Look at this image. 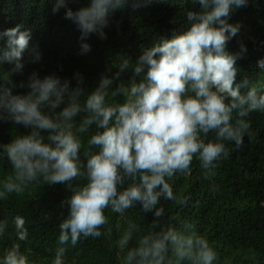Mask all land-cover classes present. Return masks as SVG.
<instances>
[{"label":"clouds","instance_id":"1","mask_svg":"<svg viewBox=\"0 0 264 264\" xmlns=\"http://www.w3.org/2000/svg\"><path fill=\"white\" fill-rule=\"evenodd\" d=\"M129 2L90 0L88 7L76 12L67 9L65 18L78 25L81 39L92 33L105 38L109 15ZM151 2L131 0V5L137 9ZM248 2L195 0L202 11L187 12V30L144 49L127 84L116 81L129 69V59L111 77L102 75L90 93L79 74L72 87L68 79L40 78L33 72L27 83L13 85L27 88L26 94H14L12 87L0 84V121L28 130L0 144V154L11 165V172L0 178V200L23 195L34 185L62 184L71 193L61 202L67 215L58 226L51 264H66L68 246L75 247L82 238L111 239L113 227L106 210L123 217L137 205L141 219L147 214L153 218L146 232L131 219L126 227L115 225L121 264H217L218 252L195 225L166 222L164 208L158 205L161 199L186 205L187 197H179L169 181L190 174L194 160L203 178L212 180L219 162L230 155L227 143L240 150L245 135L253 138L246 118L264 113V90L247 78L237 81V61L247 52L243 43L235 54L226 51L240 28L228 20L234 9ZM66 3L55 0L53 13ZM31 39V30H22V25L0 31V65H14L12 72L23 74V55ZM81 48V54L91 50L88 44ZM40 59L33 48L29 63ZM257 67L264 69V59ZM26 223L22 215L12 217L18 241L27 240ZM8 227L7 219L0 221V238ZM0 264L33 262L20 243H13L0 252Z\"/></svg>","mask_w":264,"mask_h":264},{"label":"trees","instance_id":"2","mask_svg":"<svg viewBox=\"0 0 264 264\" xmlns=\"http://www.w3.org/2000/svg\"><path fill=\"white\" fill-rule=\"evenodd\" d=\"M89 2L67 0L66 7L53 13L55 0H0V31L22 25V30L32 33L29 49L23 55V74L13 73L14 65H0V84L12 87L14 94H26L27 88L13 85L21 81L27 83L33 72L40 78L55 75L61 80L68 79L72 87L77 84L74 76L79 74L83 77L85 92L90 93L98 86L102 75L111 77L119 65L129 59V69L116 81L127 84L144 49L161 38L170 39L174 33L186 31L190 26L187 12L202 11L195 0H153L137 9H133L130 0L125 8L109 15L105 38L92 33L81 39L78 25L65 18L66 10L76 12L88 7ZM228 23L240 28L228 42L226 51L239 52L241 43L247 49L244 57L237 61L240 69L237 81L247 78L251 85L261 89L264 69L257 67V61L264 59V0H249L246 7L234 9ZM82 44H88L91 50L81 54ZM33 48L41 54L37 63H29ZM112 87L115 88V84ZM246 119L250 121L253 138L249 140L245 135L240 150L235 149L234 143H227L230 155L219 162L217 175L212 180L203 178L199 162L194 160L190 174L176 175L169 181L174 192L179 197H187L188 203L181 205L161 199L158 205L164 208L166 222L176 227L185 222L193 223L198 234L218 252L217 264H264V113L254 112ZM92 130L95 131V126ZM27 132L20 125L0 121V144H8ZM87 138L84 137L85 141ZM10 172V163L0 154V178ZM70 195L62 184L34 185L23 195L11 194L7 200H0V221H9L8 229L0 238V252L13 243H20L21 251L33 264H51L58 246V226L67 215V207L62 208L61 202ZM105 214L109 217V226L113 227L111 239L103 235L97 239L82 238L75 247L68 246L66 264H121L115 246L119 235L115 225L120 223L122 228L126 227L131 219L146 232L153 218L147 214L141 219L143 213L138 205L123 217L110 210ZM15 215H22L27 221L26 241H18L16 237L12 225ZM172 217L175 219H170Z\"/></svg>","mask_w":264,"mask_h":264},{"label":"rangeland","instance_id":"3","mask_svg":"<svg viewBox=\"0 0 264 264\" xmlns=\"http://www.w3.org/2000/svg\"><path fill=\"white\" fill-rule=\"evenodd\" d=\"M105 28L103 29V32H105ZM260 86H261V89L264 90V85L261 84Z\"/></svg>","mask_w":264,"mask_h":264}]
</instances>
